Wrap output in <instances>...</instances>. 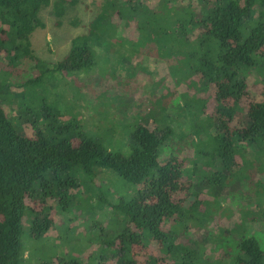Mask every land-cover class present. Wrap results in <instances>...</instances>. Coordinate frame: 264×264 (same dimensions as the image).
<instances>
[{
  "label": "trees",
  "instance_id": "obj_1",
  "mask_svg": "<svg viewBox=\"0 0 264 264\" xmlns=\"http://www.w3.org/2000/svg\"><path fill=\"white\" fill-rule=\"evenodd\" d=\"M79 1L54 0V16L62 18L66 8ZM115 1L127 7L128 13H133L134 3L139 2ZM50 4V0H0L2 74L19 75L42 65L31 48L30 36L43 28L39 13ZM168 7V26L197 47L190 59L198 69L188 71L185 79L193 75L198 83L207 85L215 104L205 118L207 127L213 125L215 133L196 125L188 135L193 153L202 163L208 155L200 141L210 138L213 166L218 163V172L213 174L217 189H230L236 194L235 207L242 218L233 226L234 231L219 228L215 241L221 243L224 234V238L228 233L234 236L236 255L227 256L232 264H264L259 242L246 236L248 224L264 226V81L251 76V69L264 62V0H169ZM108 8V4H102L100 14ZM102 15L87 25V33L71 40L67 54L56 64L58 72H78L94 66L90 41L101 37L95 30L102 25ZM42 109L44 131L33 119L25 134L8 119L0 100V264H23L26 216L30 217L28 233L37 244L54 230V217L43 205L44 197L56 192L62 208L55 205V209L68 210V205L63 206L69 203L63 192L65 186L84 193L93 185L100 191L96 180L104 172L134 189L110 205L117 219L110 220L113 226L103 229L96 225L99 232L94 241L100 254L108 253L114 259L111 264H168L160 253L171 256L172 264H220L203 259L198 250L188 246L189 240L185 241L189 225L205 227L219 221L221 210L219 202L199 198V184L205 180L196 183L183 175L186 160L172 157L163 164L159 162L158 149L166 132L136 125L128 136L130 153L122 155L82 133L66 134L67 126H48L47 119L53 122L58 111L46 106ZM204 110L197 112V120ZM248 149L252 156H246ZM212 182H205L206 187ZM99 198L101 207L105 199ZM27 201L32 202L31 208L26 206ZM181 237L185 239L179 240ZM74 256L68 253L57 257L56 263L44 256L38 264H88ZM98 259L96 264H101L102 256Z\"/></svg>",
  "mask_w": 264,
  "mask_h": 264
},
{
  "label": "rangeland",
  "instance_id": "obj_2",
  "mask_svg": "<svg viewBox=\"0 0 264 264\" xmlns=\"http://www.w3.org/2000/svg\"><path fill=\"white\" fill-rule=\"evenodd\" d=\"M50 1L39 13L43 28H37L30 36L31 48L42 65L33 68L27 65L32 69L19 75L0 72L1 106L8 119L19 132L29 133V122L33 119L44 131L42 107L54 108L58 112L53 122L47 119L48 126H67L66 134L82 133L122 155L130 153L128 136L136 125L166 132V139L158 149L159 162L163 164L172 157L186 160L184 176L194 182L205 180L207 183L213 179V184L207 187L205 182L199 184V198L211 200L209 203L219 202L221 210L219 221H211L205 227L189 225L188 238L178 239L189 240L188 246L198 250L203 259L232 264L228 258L236 255L232 245L234 236L229 237L228 233L224 238V234L221 243H216L215 239L219 228L234 231L233 226L242 221L235 207L238 199L230 189L223 192L217 189L218 180L213 174L218 172V163L213 166L210 138L207 142L200 141L208 155L204 156V161L201 159L202 163L197 162L193 153L189 136L196 125H201L207 133H215L214 126L208 128L205 122L215 104L207 85L198 83L193 75L185 79L188 71L198 69L197 63L190 59L197 47L178 37L168 26L169 0H138L140 3H134L133 13H128V8L121 7L115 0H80L74 7H67L59 19L53 14L54 0ZM104 3L109 8L101 13L102 25L95 30L101 37L90 41L94 66L78 72H58L56 64L67 54L71 40L88 32L87 25L101 15L102 9H99ZM251 76L264 81V62L251 69ZM200 107L205 110L197 120V112L202 111ZM252 155V150L248 149L246 156ZM96 185L101 187L102 194L93 185L84 193L82 189L65 186L63 192L69 203L63 206L73 207L70 212L69 208L55 209V205L61 204L56 192L44 197L43 205L51 210L55 226L39 244L28 233L30 217L24 218L23 264H38L44 256L56 263L57 257L68 253L88 264H96L99 256H102L101 264L114 262L108 253L100 254L99 245L94 241L99 232L96 225L103 229L113 226L110 205L115 204L120 195L134 189L105 172L96 180ZM99 196L105 199L101 207ZM26 206L31 208L32 202L27 201ZM258 224H248L246 236L255 237L264 251V226ZM160 256L168 264L174 262L171 256L162 253Z\"/></svg>",
  "mask_w": 264,
  "mask_h": 264
}]
</instances>
